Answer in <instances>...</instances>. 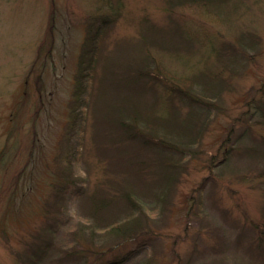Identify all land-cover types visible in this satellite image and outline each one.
I'll return each mask as SVG.
<instances>
[{
	"label": "rangeland",
	"instance_id": "1",
	"mask_svg": "<svg viewBox=\"0 0 264 264\" xmlns=\"http://www.w3.org/2000/svg\"><path fill=\"white\" fill-rule=\"evenodd\" d=\"M121 1L120 18L103 35L101 68L125 63L137 48L143 19L162 30L154 39L169 43L173 36L167 31L179 20L206 41L196 40L190 50L185 41L178 44L183 59L192 57L190 64L198 59L195 50L205 51L209 41L234 44L224 51L233 61L217 64L223 74L233 75L231 85L210 102L200 142L179 146L184 168L166 190L149 150L104 143L93 94L85 114L71 107L84 20L102 0H0V264H264L252 229L261 219L264 197L259 176L264 127L257 123L261 118L253 101L264 92V0L244 1L249 9L242 19L236 17L233 28L194 9L180 7L172 14L164 0ZM239 29L260 38L244 56L236 40ZM155 44L156 60L183 77L185 61ZM175 104L183 120L190 107L179 99ZM201 115L207 120L204 109ZM119 146L128 154L126 161L139 155L151 164L147 172L152 175L135 185L143 191L148 232L118 246L107 238L88 247L80 230L87 224L84 204H92L89 195L98 184L108 193L113 191L109 179L128 174L120 162L124 156L113 157L111 151ZM111 159L119 161L117 174L109 171ZM45 239L50 244L44 253Z\"/></svg>",
	"mask_w": 264,
	"mask_h": 264
},
{
	"label": "trees",
	"instance_id": "2",
	"mask_svg": "<svg viewBox=\"0 0 264 264\" xmlns=\"http://www.w3.org/2000/svg\"><path fill=\"white\" fill-rule=\"evenodd\" d=\"M164 1H166V10L172 14H175V10L180 7L194 9L214 17V20L221 26L228 28L235 27L234 23L236 21L239 23L238 19L243 18L240 16H244L249 9L248 2L244 3L246 0ZM121 2V0H102V6L91 9L85 17L83 50L74 74L73 96L75 99L72 98L71 107L80 112L84 109L83 114H85L90 95L93 94L92 111L98 119V128L103 131L104 143H118L124 147L137 144L140 149L149 150L155 156V160L151 163L156 168L153 171L162 186L167 187L166 190H168L176 183L184 168L185 152L179 146L192 148L200 142L208 127L210 102L220 93L228 90L231 85L233 75L223 74V68L218 67L221 65L217 64L233 61L224 51L233 48L234 44L217 46L209 41L205 51L195 50L199 55L198 59L190 64L192 57L183 59L180 53L182 49L178 44L185 41L187 45L190 44L187 48L190 50L196 40L197 43H205L206 41L199 40L198 33H192L179 20L176 22L174 20V25L167 31L169 36H173L171 42L163 38L157 40L154 39V35L161 33L162 30L157 29L154 23L143 19V29L137 48L125 63L108 62L105 67L101 68L99 60L103 35L120 18L123 8ZM257 5L259 4L256 3ZM236 17L239 18L236 19ZM236 34V40L242 47L243 56L246 48H254L255 44L260 41L258 35H253L247 30L239 29ZM156 42L161 48L159 51H165L168 56L185 61L183 77H177L166 71L156 60L153 54ZM231 54L235 55V52ZM155 68L157 71H154ZM94 81L95 85L92 88ZM175 99H179L180 103L190 107L183 120L178 118L179 108L176 107ZM76 101L79 102L77 107L73 104ZM253 101L256 102V112L261 118L257 123L264 127V92ZM203 109L207 114L203 116L207 120L202 118ZM160 134L163 137L155 138ZM120 149L119 146L111 151L114 154L113 157L124 156L120 162L123 165L122 170L127 168L126 179L119 176L115 177V180L114 177L112 180L109 179L113 191L108 193L103 191L98 184L99 189L96 188V192L92 196L89 195L92 204H84L87 224L84 229L80 230L86 234L84 240L87 241L88 247L91 243L95 246L94 243L107 238H111L118 246L134 241L136 236L143 231L148 232V210L141 201L143 191L138 190L135 185L137 182L140 183V180L144 184L143 178L148 179V175H152L147 172L151 164L142 161L139 155L136 158L138 160L134 158L126 161L128 154L126 150L122 152ZM103 152L107 153L106 150ZM177 153H180L178 161L174 160ZM118 163L111 159L109 171L117 174ZM259 176L264 177V171ZM131 179L134 180L131 182ZM66 183L67 180L64 179L62 184ZM262 204L261 223H258L260 220L253 221L252 229L257 232V249L264 257V197ZM49 244V240L45 239L44 249H42L44 253L49 249Z\"/></svg>",
	"mask_w": 264,
	"mask_h": 264
}]
</instances>
